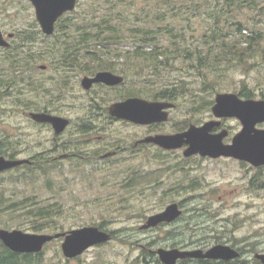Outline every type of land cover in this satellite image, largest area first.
<instances>
[{"label": "rangeland", "instance_id": "1", "mask_svg": "<svg viewBox=\"0 0 264 264\" xmlns=\"http://www.w3.org/2000/svg\"><path fill=\"white\" fill-rule=\"evenodd\" d=\"M144 4H148L147 8H153L156 0H131L130 4L117 2L116 10L123 13L117 23L123 29L135 25L156 28L158 21L144 18L138 12ZM113 5V0H78L70 17L76 18V24L81 23V18L87 22L98 20L104 14L113 13L110 10ZM129 15L130 21L126 18ZM239 17L248 28L243 30L245 34L261 28V23L252 12L245 11ZM189 18V30L185 29L188 41L183 44L194 51V47L206 46L204 32L208 28V21L205 17L194 15ZM173 22L177 30L179 25L186 26L183 19H175ZM0 29L5 32L15 31L17 34L32 29L41 31L34 8L26 0H0ZM234 37L240 39L242 35L236 33L231 40ZM42 38L37 32L35 45L44 49L49 40L42 42ZM161 42L171 48L167 54V61L171 66L160 68L157 77L147 75V79L153 80L155 85L142 82L143 78H135L134 84L129 83L130 90L138 92L140 86H143L144 90L154 91L170 85L175 89L174 83L188 88L185 90L187 92L175 99L172 122L176 126L183 125L185 121L196 124L213 118L211 106L218 91L240 94L241 88L245 87L254 92L251 98L262 99L264 58L259 59L258 64H253L252 60L244 61L242 65L232 68L226 77L220 76L217 79L214 73H208L211 85L216 86L215 90L209 91L199 73L189 69V62L180 56L181 51L177 45L182 41L167 43L162 38ZM261 44L264 45V39ZM256 45L258 42L253 46ZM245 46V43L242 44V47ZM43 56L44 60H38L36 68H29L28 74L47 87L50 85L49 77L55 72L53 73L52 66L39 68L52 61L48 53L44 52ZM4 66L0 52V74H5L2 72ZM145 74L148 73L140 71L136 76L143 77ZM81 76L74 78L61 101L54 103L59 106V110L53 107L52 113L70 120L67 128L59 135L51 125L37 124L29 117L30 111L40 110L43 104L46 105L50 95L44 92L41 94L42 98L37 97L38 94L30 92V88L23 84H20L23 92L20 95H17L15 87L4 90L2 95L0 92V138L19 141L15 144L17 158L33 157L42 151L45 156L50 153L58 157L64 152L60 148L53 152L52 148L70 140L76 132L78 121L85 116L88 96L81 87ZM23 98L37 104L28 108L18 106L17 99ZM208 100H212V104L206 107ZM236 121L232 117L225 118V127L235 129ZM100 122L99 135L106 133L108 140L121 137L125 146L131 145L144 133V129L130 124ZM97 140L94 137L95 147ZM48 149L50 152H46ZM126 151L108 160L97 159L81 163L78 159L62 158L57 167L48 173L49 185L46 182L47 175L44 174L25 178L22 173H27V169L0 172V206L8 205V196L25 199L34 195L42 203H61L63 211L59 217V226L62 225L63 229L58 232L99 224H102L101 228L105 231L114 232V239L89 248L76 259H67L62 254V238L53 239L43 247L36 264H161L156 253L159 247L191 248L193 245L211 246L224 241L246 250L248 255L242 259L251 260L255 252L264 251V169L248 172L249 176L252 174L251 179L256 177L262 183L252 185L248 183L249 176H245L244 166L227 158L211 160L199 155L186 158L182 156V150H177L158 154V159L143 161L140 157L138 159L128 155ZM152 151L156 150L150 148L143 154ZM76 162L82 165L80 169L74 168ZM134 171L141 184L133 187L125 185L124 182L128 181ZM171 203L178 204L182 212L180 217L168 224L140 228L150 215L164 210ZM24 219L15 213L1 211L0 228L35 232L27 225L29 221ZM35 233L53 234L55 231ZM173 244L176 245L172 246Z\"/></svg>", "mask_w": 264, "mask_h": 264}, {"label": "trees", "instance_id": "2", "mask_svg": "<svg viewBox=\"0 0 264 264\" xmlns=\"http://www.w3.org/2000/svg\"><path fill=\"white\" fill-rule=\"evenodd\" d=\"M117 2L130 4L131 0H113L114 5L110 9L113 13L104 14L100 19H94L90 22L81 18V23L76 24L75 17H70V14L64 15L56 21L52 35H44L36 29L16 34L11 45L0 51L2 63L5 64L4 70H2L5 74H0L1 95L5 93L2 90L8 91L12 87H15L17 95H20V93H23L20 84H23L25 87L30 88V92L38 94L37 97L42 98L41 94L44 92L48 96L50 95L46 105L43 104L42 109L52 111L54 107L59 110V106L54 105V103L56 101L60 102L72 85L73 78H69L72 68L75 69L77 64L83 63L84 60L82 59H91L88 62L90 64H84L85 66L80 67V71L74 70L72 73L92 72L93 69L105 68L106 63L102 61H105L104 58L106 57H112L113 46L102 45L104 46L102 47L94 45L95 43L124 44L127 52L128 70L135 74L140 73V71L148 73L143 76L144 81L155 85L153 80H145V78H148L147 75L157 77L160 68L171 66V63L167 61L169 58L167 54L171 48L165 46L161 39L164 38L167 43L182 41L181 44L177 45V48L181 51L180 56L189 62V69L199 73L201 80L204 81L205 86H208L209 91L215 90L216 86L211 85V80L207 76L208 73H214L217 79L220 76L226 77L232 68L242 65L244 61L252 60L253 64H258V60L264 58V45L261 44L264 39V27H262L264 24V0H156V6L153 8H147L148 4H144L138 11L144 18L158 21L156 28L135 25L126 27V29H123L117 23V20L123 17V13L116 10L115 5ZM245 11L252 12L258 18L261 28L253 30L249 34L243 32L248 28L239 16ZM191 15L205 17L208 21V28L204 32L206 46L194 47V51L183 44L188 41L185 29L189 30V16ZM126 18L128 21L131 20L130 15ZM175 19H183L186 26L179 25L177 30L176 24L173 22ZM37 32L43 37L42 42L49 40L44 49L35 45ZM236 33H241V40L235 37L231 40V37L235 36ZM257 42L258 45L254 47L253 45ZM244 43L246 46L242 47ZM91 51L96 52V54L91 53ZM98 51H103L105 54L97 53ZM44 52L52 58V61L46 66H52L53 73L55 72L49 77L50 85L47 87L41 81L38 83L33 76L28 74L29 68H36L38 60H44ZM80 52L84 54L79 55ZM79 60L81 61L79 62ZM99 60H101V63L98 62ZM174 85L175 90L172 95L175 98L188 90L184 86H177L178 83H174ZM159 89L168 90V87ZM129 93L135 94L137 92L129 91ZM253 94L254 92L250 88L242 87L239 95L251 98ZM261 97L264 98L263 89ZM17 101L19 102L18 106H24L25 108L37 104L34 101L28 102L26 98H23V100L17 99ZM211 104L212 100H208L206 107ZM3 143L6 144L3 145ZM10 143L11 141L8 139L0 138V153L12 156L9 151L12 149ZM71 144L64 143L60 147L63 151H67L72 147ZM49 150L46 152H50ZM36 155L32 164H23L6 171L27 169V173H22L25 178H35L44 174L47 175L46 182L49 185L48 173L57 167L61 158L54 157L50 153L45 156L43 152ZM67 159L73 158L68 157ZM78 160L80 163L86 162ZM80 163L76 162L74 168L80 169L82 167ZM140 182L136 175H132L128 177V181L124 184L133 187L140 185ZM7 198L8 205L0 206V212H10L15 213L17 216H23L24 220L29 221L27 225L30 226L31 230L35 232L43 230L58 232L63 229L62 225L59 226V217L63 211L59 201L42 203V201L35 199L34 195L25 199H17L12 196ZM101 226L102 224H99L100 228ZM40 255L41 252L37 254L13 252L0 241V264H36L40 260Z\"/></svg>", "mask_w": 264, "mask_h": 264}, {"label": "water", "instance_id": "3", "mask_svg": "<svg viewBox=\"0 0 264 264\" xmlns=\"http://www.w3.org/2000/svg\"><path fill=\"white\" fill-rule=\"evenodd\" d=\"M35 7V16L44 34L50 35L54 31V23L57 18L67 10L75 7L76 0H29ZM9 33L8 37H12ZM9 42L0 30V46H8ZM122 77L111 72L100 71L93 77L84 76L81 84L89 88L93 82L117 84ZM173 103L149 101L143 98L130 97L124 101L113 103L109 107L112 116L127 119L135 123H151L166 120L163 107H173ZM213 115L217 119L204 122L201 126L190 125L187 130L175 134H159L149 136L143 141H150L167 149L179 148L188 145L183 151L185 156L200 154L203 156L218 157L233 156L246 160L255 166L264 164V130L255 128V124L264 122V99H242L233 92L216 93L214 104L211 107ZM32 119L38 122L50 123L56 134L62 132L69 120L65 117L45 112L30 113ZM236 117L243 127L232 138L230 144H224L223 138L227 130L211 133V129L219 125V118ZM29 163L27 159H6L0 156V171ZM181 210L177 203L168 204L164 210L150 215L140 228L147 229L157 226L162 222H171L178 218ZM63 237L61 242L62 253L67 258L75 257L87 248L108 241L110 234L97 226H83L68 231L53 234L26 232L21 229L0 228V240L14 252L31 253L39 252L44 245L55 238ZM160 260L164 264H175L178 258L205 257L229 259L237 256V252L226 245H215L202 252L201 250L164 249L156 250ZM264 264V253L256 254Z\"/></svg>", "mask_w": 264, "mask_h": 264}, {"label": "flooded vegetation", "instance_id": "4", "mask_svg": "<svg viewBox=\"0 0 264 264\" xmlns=\"http://www.w3.org/2000/svg\"><path fill=\"white\" fill-rule=\"evenodd\" d=\"M26 1H28V0H26ZM29 3H31V2H29ZM31 5L33 6L32 3H31ZM33 8H34V6H33ZM34 12H35V9H34ZM71 13H72V11L67 10L64 13H62L58 18L63 17L64 15H69ZM39 28H40V30H42L40 26H39ZM2 33H3V36L9 41L10 44L12 43V40L15 38V35L17 34L15 31L5 32L3 30H2ZM9 33H13L14 36L9 38L8 37ZM94 45H98V46L106 45L108 47H111V46L114 47L112 49V52H111L112 57H109V58L106 57V58H104L105 61H102V62L106 63L105 68L93 69L92 72L72 73L74 70L80 71V67L85 66L84 64H90L88 62H90L91 59H82V60H84L83 63L77 64L75 69L72 68V72L69 73V76H70L69 78H73V80H74V78H76L77 76L82 75L80 78L82 80V78L84 76L93 77L96 75V73H98L100 71H107V72H111L117 76L122 77V81L117 83V84H106L104 82H93L89 88H84L82 86L81 80H80L81 87L83 88L84 92L88 96V98H87L88 101H87V104L85 106V108H86L85 116L80 119V122L78 121V126L76 128V132L73 133V136L71 137V139L66 140V141H70V142L63 141L62 143L58 144V147H54L55 149H52V151L55 152L57 150V148L62 149L60 147L61 144H62L61 146H63L64 143H72L71 144L72 147L69 150L62 152V154H60L58 156V158L62 159V158L71 157L73 159L77 158V159L84 160V161H95L97 159L108 160V159H111V157L117 156L122 151L124 152L127 150L125 153H128V155H132L133 157H136L138 159L140 157L141 159H143V161H146V160L158 159V158H160V155H158V154H162L164 152L169 153V152H173V151H177V150H182V156H184L186 158L199 155L201 157L211 158V160L212 159H219V158H227L231 161H235L236 164L244 166L245 176H249V173H248L249 171L254 173L256 170L264 169V164L259 165V166H255L254 164H252L246 160H243V159H240L237 157H233V156L221 155V156H218L215 158L211 157V156H203L200 154L185 156L183 151L185 150V148L188 145H183L179 148L167 149V148H163V147L159 146L156 143H153L150 141H143L145 138H147L149 136H155V135H159V134H175V133L184 132L192 124L196 125V126H201L204 122L211 120L214 117L210 118L208 120H205L203 122L196 123V124L192 123V122L185 121V123L183 125L176 126L175 123L172 122V112L176 106L175 99L177 98V97L175 98L172 95L173 91L175 90L173 87L165 86V87H168V90H165V89L160 90L159 89L160 90L159 91L157 89V90L153 91L152 89L151 90H144L143 86H140L141 89L137 93L130 94L129 93V91H131L130 90V86H131L130 84H134L135 78H139L140 80H142V78H143V80H142V82H143L144 77L136 76L137 73L135 74L132 71L128 70V68H127L128 60L126 58L127 52L125 49V45L122 43H108V44H96L95 43ZM102 47H104V46H102ZM3 48L4 47H0V51ZM91 53H94V52L91 51ZM97 53H104V52L98 51ZM82 54H84V53H82V52L79 53V55H82ZM94 54H96V52ZM80 61L81 60H79V62ZM98 62L101 63V60H99ZM45 68H47L46 65H45ZM145 79L149 80L147 78H145ZM2 91H4V90H2ZM0 92H1V90H0ZM143 92H146L147 94H143ZM130 97L143 98V99H146L149 101L174 103L175 105L173 107H163V109H162L163 112H165L167 114L166 120L156 121V122H151V123H135V122H132V121L127 120V119H122V118H118V117L110 115L109 107L113 103L124 101ZM32 112H45V113L53 114L52 112H54V111H46L44 109L30 111L29 117H31L30 113H32ZM54 115H57V114H54ZM58 116H61V115H58ZM233 119L237 120L235 129H233V130H230L227 127H225V123H224L225 118H220L219 119V121H220L219 125H217L211 129V133H217V132L224 130V129L227 130V135L222 140L224 144H230L232 141V138L242 130L243 125H242L241 121L238 118H233ZM101 120L102 121H109L110 123L130 124L132 126L137 127L138 129H140V128L144 129V133L140 134L135 139V141H133V143L131 145L125 146L124 144H122L123 140L121 137H114V139L108 140V139H106V137H107L106 133H102L103 136L99 135L100 134L99 131H101V122H100ZM33 122H35L37 124H48V123H41V122H36V121H33ZM69 123H70V120H69ZM171 124H172V126H170ZM169 128H171V129H169ZM255 128L264 130V122L256 123ZM64 130L62 132H64ZM61 133H59V134H61ZM94 137L98 139L97 140L98 144L96 145V147L93 144ZM8 140L11 141V143H10L11 147L10 148H12V149H10L9 151L12 153V156H10L9 154H4V153H0V156H4L6 159H27V160H29L30 163L34 162L33 158L35 157V155L33 157L17 158L16 155L18 153H17V149L15 147V144L19 143V141L15 142L13 139H8ZM150 148L155 149L156 151H152V153H148V154L144 155L143 153L146 150L147 151L150 150ZM134 173H136L135 171L133 172V175H136ZM251 176H252V174L249 176V178ZM195 181L200 183V181H197V180H195ZM248 183H251L252 185H255V183H257V185L262 184L261 182L257 181L256 177L253 179L250 178ZM192 184L193 183H191V186H192ZM168 223H170V222H164L163 224H168ZM159 225H157V226H159ZM109 233H110V240L109 241H111L112 239H114V234H112L111 231H109ZM215 242H219V241H215ZM228 243L229 242L224 241L223 243H215L211 246H207L208 244L207 245L206 244H200V245L190 246L191 248H179V247H170V248L179 249V250H187V251L198 249V250H201L202 252H205L206 250H208L212 246L226 245L238 253L237 256L231 257L229 259L205 258V257L178 258L175 261V264H191V263H194V264H250V263L262 264L260 259H258L256 257V254L264 253V251L255 252L253 254V257L251 260L242 259L245 255H248V252L246 250H244L243 248H239L238 246L228 244ZM100 245H102V244H100ZM175 245L176 244H173L172 246H175ZM92 247H94V246H92ZM77 257L78 256L74 257V259H76ZM161 264H163V263L161 262Z\"/></svg>", "mask_w": 264, "mask_h": 264}]
</instances>
